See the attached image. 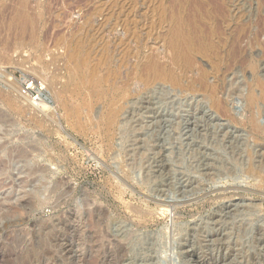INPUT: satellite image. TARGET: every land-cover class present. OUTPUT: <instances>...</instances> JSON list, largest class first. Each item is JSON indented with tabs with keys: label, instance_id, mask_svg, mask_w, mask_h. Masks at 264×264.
Segmentation results:
<instances>
[{
	"label": "rangeland",
	"instance_id": "1",
	"mask_svg": "<svg viewBox=\"0 0 264 264\" xmlns=\"http://www.w3.org/2000/svg\"><path fill=\"white\" fill-rule=\"evenodd\" d=\"M172 35H208L215 48L195 52L188 71ZM153 56L183 85L199 71L222 76L221 105L149 86ZM258 77L264 0H0V264H131L130 246L146 238L135 264H194L184 247L264 264V188L248 173L264 167V135L247 120L264 113ZM27 79L50 109L23 95ZM119 105L112 135L103 120ZM219 233L224 253L208 246Z\"/></svg>",
	"mask_w": 264,
	"mask_h": 264
},
{
	"label": "bare ground",
	"instance_id": "2",
	"mask_svg": "<svg viewBox=\"0 0 264 264\" xmlns=\"http://www.w3.org/2000/svg\"><path fill=\"white\" fill-rule=\"evenodd\" d=\"M239 10V9H238ZM168 42H169V44H168ZM235 42H237V41H235ZM235 42H234V44H235ZM239 44V43H238ZM164 45V44H163ZM167 45H169V47H170V49H172V57H174V59L176 60V62L177 61H182V62H184V63H186V67L188 68V71H191V70H193V65H194V62H192V55L195 53V52H200V53H203V54H205V55H207V54H210L211 53V51H212V49H214L215 48V44H214V42L213 41H211V40H208V35H172L171 37H170V39L169 40H167ZM236 46H238L237 45V43H236ZM235 48V47H234ZM167 49V48H166ZM239 50V49H238ZM238 51L236 50V51H234L233 52V59H234V55L237 53ZM241 52H243L242 50H241ZM164 53V52H163ZM159 54V53H158ZM168 55V54H167ZM232 55H230V57L232 56ZM238 55V54H237ZM158 56V55H157ZM157 56H153V57H150L149 59H148V62H147V67H146V71H147V76H146V78H145V81L147 82V84L149 85V86H153V85H156L157 83H164V84H169L170 86H172L173 88H180V89H182V90H185V91H193V92H197V93H201V94H203V95H205V96H207L208 98H210L212 101H213V103H214V105H213V107L214 108H218L220 105H221V98H220V96H219V85H218V83L221 81V80H223L222 79V76H213V77H215L214 78V81L213 82H211L210 81V78H209V74L208 73H206V72H201V71H199V74L201 73V75L197 78V79H191L190 80V83H188L187 85H183L182 83L183 82H181V80H180V77H178L175 73H174V71H171V70H169V67H167V63L166 62H163V61H161ZM170 57V56H169ZM237 57V56H236ZM171 58V57H170ZM236 59V58H235ZM234 59V60H235ZM179 61V62H180ZM167 65H166V64ZM237 64V63H236ZM172 65V64H171ZM252 65H253V63H252ZM251 66V65H250ZM254 66V65H253ZM251 67L252 69H254L255 67ZM171 68V67H170ZM172 69V68H171ZM228 70V69H227ZM187 71V70H186ZM203 71V70H202ZM229 71V70H228ZM253 71H256V70H253ZM190 73V72H189ZM224 73H226V72H224ZM224 73H223V75H224ZM226 76V75H225ZM212 77V78H213ZM192 78V77H191ZM226 78V77H225ZM260 78L258 77V84H259V86L262 88V89H260V90H262V94H261V98H262V100L264 101V83H263V81H262V79L261 80H259ZM225 80V79H224ZM145 82V83H146ZM8 83V82H7ZM10 83V82H9ZM163 84V85H164ZM145 85V84H144ZM258 86V85H257ZM14 87V86H13ZM259 87V88H260ZM252 91V90H251ZM255 92V91H254ZM253 92V93H254ZM251 93V92H250ZM249 93V94H250ZM253 93H251L250 95H249V98H248V100H249V102H250V104H251V106H252V108H253V110L255 109V108H257V101H259V99L257 100L256 99V97H255V95L253 94ZM7 96H9V95H7ZM12 97V96H11ZM10 97V98H11ZM8 98V97H7ZM8 100V99H7ZM29 100V99H28ZM261 101V100H260ZM8 102L12 105V107H16V108H18V107H20L19 105H18V103L14 100V99H9L8 100ZM116 105H118V104H116ZM145 106V105H144ZM38 107H40V108H44L45 110L47 109V108H49L50 109V107H48V105H46V104H44L43 102H41V103H39L38 104ZM260 107V106H259ZM18 109H20V108H18ZM224 109H226L225 108V106H224ZM251 109V108H250ZM123 110H124V106L122 107L121 105H119V106H112V108L111 109H109V111L105 114V119L103 120V123H104V125H105V127L107 128V130L109 131V132H111L112 133V135H113V132L115 131V128L116 127H118V124H119V117H120V114L123 112ZM258 110V109H257ZM122 116V115H121ZM262 117H264V113L263 114H260V112H253V113H251V115L248 117L249 119H247L248 120V123H249V125L253 128V131L256 133V134H258V135H264V125L262 124V122H261V118ZM247 124V123H246ZM110 137V136H109ZM2 147V146H1ZM4 147V146H3ZM0 149H2V148H0ZM23 150V149H22ZM28 151V150H27ZM18 153V152H17ZM19 153H21V155H22V152H19ZM26 153V152H25ZM28 153V152H27ZM24 156H26V154H24ZM21 157V156H20ZM19 158V157H18ZM22 159V158H21ZM259 162V161H258ZM254 164V163H253ZM256 164V163H255ZM258 165H259V163H257ZM156 165V164H155ZM159 165V164H158ZM162 165V164H161ZM248 166V165H247ZM158 169V168H157ZM164 171V170H163ZM32 172V171H31ZM161 172V171H160ZM247 172V171H246ZM22 173V172H21ZM29 173V172H28ZM248 173H249V175H251V176H254V177H256L257 179H258V187H260V188H264V167H260V165L259 166H257V165H251L250 167H249V171H248ZM24 174V173H23ZM248 175V174H247ZM148 176V175H147ZM36 184V183H35ZM171 188V187H170ZM243 188V187H242ZM36 189V188H35ZM259 189V188H258ZM37 191V190H36ZM173 191V190H172ZM54 192V191H53ZM212 192V191H211ZM36 193V192H35ZM34 193V194H35ZM40 194V193H39ZM37 196V195H36ZM25 197V196H24ZM199 197V196H198ZM196 198V197H195ZM5 199V198H4ZM7 199V198H6ZM39 199V198H38ZM197 200V199H196ZM6 201V200H5ZM3 203V202H2ZM5 203V202H4ZM186 204V203H185ZM233 206H234V204H233ZM233 206H231V207H228V208H226L227 210H228V212H233L232 210V208H233ZM11 208V207H10ZM20 208V207H19ZM23 209V208H22ZM99 209V208H98ZM97 209V210H98ZM232 209V210H231ZM18 210V209H17ZM102 210V209H101ZM227 212V213H228ZM230 214V213H229ZM222 215V214H221ZM223 216H225V215H223ZM229 216V215H228ZM233 216V215H232ZM211 217V216H210ZM221 217V216H220ZM106 220V219H105ZM104 220V221H105ZM213 221V220H212ZM219 221V220H218ZM226 221V220H225ZM25 222V221H24ZM214 222V221H213ZM97 223H99V222H97ZM219 224V223H218ZM107 226V225H106ZM69 227V226H68ZM121 227V226H120ZM127 227V226H126ZM196 227V226H195ZM248 227H249V225H248ZM258 227V226H257ZM259 228V227H258ZM102 229V228H101ZM243 229H246V228H243ZM262 229V228H261ZM105 230V229H104ZM124 230H125V228H124ZM260 230V229H259ZM106 231V230H105ZM104 231V232H105ZM118 231V230H117ZM194 231V230H193ZM239 231V230H238ZM69 232V231H68ZM71 232V231H70ZM126 233H127V231H125ZM129 232V231H128ZM130 232H131V230H130ZM206 232V231H205ZM210 232V231H209ZM217 232V231H216ZM244 232V231H243ZM30 233V232H29ZM106 233V232H105ZM125 233V234H126ZM132 233H133V231L130 233L131 235H132ZM198 233V232H197ZM6 234V233H5ZM73 234V233H72ZM99 234V233H98ZM97 234V235H98ZM104 234V233H103ZM102 234V235H103ZM106 234H110V233H108V231H107V233ZM103 235L102 237L104 238V242H105V239L107 238H110V236L109 237H107V235ZM135 234V233H134ZM195 234V233H194ZM214 234V233H213ZM227 234V233H226ZM261 234V233H260ZM260 234H258V235H260ZM30 235V234H29ZM53 235H54V233H53ZM70 235V234H69ZM95 235V234H94ZM131 235H126L127 236V238L128 237H130ZM139 235V234H138ZM141 235V234H140ZM149 235H150V233H149ZM152 235V234H151ZM150 235V236H151ZM191 235V234H190ZM254 235V234H253ZM96 236V235H95ZM154 237H155V235H153ZM223 236V234L222 233H219V234H216L215 235V239H214V237L212 236V239H210L209 241H208V246H215L214 244V242H216L217 244H218V249H219V251H221L222 253H224L226 250H227V247H226V245L225 244H223L224 242H222L221 240H223V239H218V237H222ZM26 237V236H25ZM98 237H100V236H98ZM101 237V238H102ZM122 237V236H121ZM121 237H118V238H120V239H122ZM139 237V236H138ZM142 237V235L139 237V238H141ZM210 237V236H209ZM256 237V236H255ZM261 237H263L264 238V236H261ZM131 238H133V237H131ZM136 238V237H135ZM146 238V237H145ZM150 238V237H149ZM151 238H153V237H151ZM51 239V238H50ZM94 239V238H93ZM116 239V238H115ZM147 239V238H146ZM146 239H142V241L140 240V241H138L139 239L137 238L136 240L138 241V245L137 246H141L140 248V250H139V252L137 251L136 252V245H131L130 247H131V249H130V252H128V255H129V253L130 254H132L131 256H133V257H131L130 258V260H132L131 262V264H135L136 262V259L138 258V257H140V260L142 259V252H144L145 253V245L147 246V242H146ZM157 239V238H156ZM195 239H196V237H195ZM230 239V238H229ZM254 239V238H253ZM259 239V238H258ZM30 240V239H29ZM53 240V239H52ZM66 240V239H65ZM114 240V239H113ZM131 240V239H130ZM152 240V239H151ZM150 240V241H151ZM192 240V239H191ZM204 240V239H203ZM218 240H220V241H218ZM259 240H262V243L264 244V239H259ZM63 241V240H62ZM110 241H111V239H110ZM115 241H118V242H116V243H118V246H117V248H119L120 250H121V252H126L127 251V241L126 240H115ZM132 241V240H131ZM24 242V241H23ZM27 242H28V240H27ZM33 242V241H32ZM48 242V241H47ZM108 241H106V245H108V243H107ZM112 242V241H111ZM149 242V241H148ZM152 242V241H151ZM259 242V241H258ZM54 243V242H53ZM92 243H94V242H92ZM133 243V242H132ZM197 243V242H196ZM202 243V242H201ZM34 244V243H33ZM61 244V243H60ZM109 244H110V242H109ZM129 244V243H128ZM186 244H188V242L186 243ZM216 244V245H217ZM94 245V244H93ZM116 245V244H115ZM183 245V244H182ZM250 245V244H249ZM29 246H31V245H29ZM43 246H44V244H43ZM102 246V245H101ZM109 246V245H108ZM190 246V245H189ZM228 246V245H227ZM235 246V245H234ZM259 246V245H258ZM47 247V246H46ZM58 247V246H57ZM129 247V248H130ZM148 247V246H147ZM146 247V248H147ZM28 248V247H27ZM36 248V247H35ZM42 248V247H41ZM59 248V247H58ZM100 248V247H99ZM102 248H104L103 246H102ZM138 248V247H137ZM150 248V247H149ZM185 249L184 250H186V255H185V257H187L188 258V260L189 259H191V260H193V263L194 264H226V263H229V262H227L230 258H231V256H232V253H226L225 252V254H222V256H218V257H215V258H207V256L208 255H206V257H201V256H198V254H197V252L195 251V249H187L188 247H184ZM190 248V247H189ZM195 248V247H194ZM217 248V247H216ZM241 248V247H240ZM44 249H47V248H44ZM93 249V248H92ZM101 249V248H100ZM109 249V248H108ZM181 249V248H180ZM212 249V248H211ZM239 249V248H238ZM252 249V248H251ZM39 250V249H38ZM37 250V251H38ZM103 250V249H102ZM114 250V249H113ZM118 250V249H117ZM145 250V251H144ZM147 250H149V249H147ZM214 250H215V248H214ZM235 250V249H234ZM254 250V249H253ZM44 251V250H43ZM104 251V250H103ZM110 251V250H109ZM111 251H112V249H111ZM116 251V250H115ZM119 251V250H118ZM152 251V250H151ZM177 251H179V250H177ZM216 251V250H215ZM233 251V250H232ZM236 251V250H235ZM264 251V250H263ZM31 252H32V248H31ZM46 252V251H45ZM105 252H106V250H105ZM108 252V251H107ZM113 252V251H112ZM111 252V253H112ZM254 252V251H253ZM51 253H52V250H51ZM111 253H108V254H110V255H112ZM134 253L136 254V255H134ZM149 253V252H148ZM213 253V252H212ZM237 253V252H236ZM37 254V253H36ZM103 254V253H102ZM113 254H115V253H113ZM119 254H120V252H119ZM246 254V253H245ZM122 255V254H121ZM121 255H119L120 257H119V259H121ZM146 255V254H145ZM149 255H150V253H149ZM210 255V254H209ZM213 255H214V253H213ZM236 255V254H235ZM48 256H50V255H48ZM52 256V255H51ZM126 255H123V259H124V257H125ZM164 256H165V254H164ZM217 256V255H216ZM36 257V256H35ZM46 257V256H45ZM114 257H116V254H115V256ZM148 257V256H147ZM151 257V256H150ZM162 257V256H161ZM239 256L237 255V258H238ZM42 258V257H41ZM55 258V257H54ZM155 258V257H154ZM168 258V257H167ZM166 258V259H167ZM177 258V257H176ZM237 258H235V259H237ZM243 258V257H242ZM241 258V259H242ZM257 258V257H256ZM111 259V258H110ZM117 259H118V257H117ZM118 259V260H119ZM183 259V258H182ZM233 259V258H232ZM57 260V259H56ZM138 260V259H137ZM231 260V259H230ZM234 260V259H233ZM233 260H231V261H233ZM58 261V260H57ZM142 261V260H141ZM154 261V260H153ZM162 261V260H161ZM186 261H187V259H186ZM49 262V261H48ZM122 262V261H121ZM146 262H148V261H146ZM145 262V263H146ZM149 262H151V261H149ZM166 262V261H165ZM173 262V261H172ZM255 262V261H254ZM120 262L118 261V264H119ZM127 263V262H126ZM141 263V262H140ZM159 263V262H158ZM188 263V262H187ZM247 263V262H246ZM253 263V262H252ZM256 263V262H255ZM261 263V262H260ZM29 264V263H28ZM39 264V263H38ZM124 264V263H123ZM130 264V263H129ZM142 264V263H141ZM149 264V263H148ZM191 264V263H190ZM230 264V263H229Z\"/></svg>",
	"mask_w": 264,
	"mask_h": 264
},
{
	"label": "built area",
	"instance_id": "3",
	"mask_svg": "<svg viewBox=\"0 0 264 264\" xmlns=\"http://www.w3.org/2000/svg\"><path fill=\"white\" fill-rule=\"evenodd\" d=\"M44 90L45 88L42 83L29 79L24 82L22 88L23 95H25L34 106H38L41 102V96L43 95Z\"/></svg>",
	"mask_w": 264,
	"mask_h": 264
}]
</instances>
